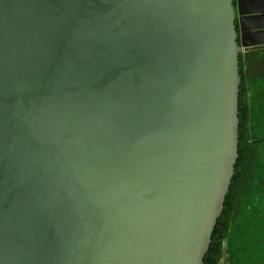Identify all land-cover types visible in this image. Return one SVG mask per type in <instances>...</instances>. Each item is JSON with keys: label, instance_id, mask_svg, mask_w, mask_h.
<instances>
[{"label": "water", "instance_id": "obj_1", "mask_svg": "<svg viewBox=\"0 0 264 264\" xmlns=\"http://www.w3.org/2000/svg\"><path fill=\"white\" fill-rule=\"evenodd\" d=\"M264 0H0V264H203Z\"/></svg>", "mask_w": 264, "mask_h": 264}, {"label": "trees", "instance_id": "obj_2", "mask_svg": "<svg viewBox=\"0 0 264 264\" xmlns=\"http://www.w3.org/2000/svg\"><path fill=\"white\" fill-rule=\"evenodd\" d=\"M259 55L264 56V49H251L240 54L242 82L239 93L238 159L224 210L217 221L203 264H221L224 259L229 264H244L238 258L242 248L235 246L230 231L236 221L252 208L253 216L264 215V210H256L264 208V100L259 104L261 114L257 113L250 101L251 82L258 78L264 81V65ZM258 87L264 94V88Z\"/></svg>", "mask_w": 264, "mask_h": 264}, {"label": "rangeland", "instance_id": "obj_3", "mask_svg": "<svg viewBox=\"0 0 264 264\" xmlns=\"http://www.w3.org/2000/svg\"><path fill=\"white\" fill-rule=\"evenodd\" d=\"M258 85L264 88V81L258 78L251 82L250 101L253 107L257 109V113H260L259 104L264 100V94L260 91ZM252 210L253 208L238 219L235 227L230 231V237L235 239V246H242V251L238 258L244 264L264 262V215L253 216L254 212ZM256 210L263 211L264 208ZM246 230L249 231L247 232Z\"/></svg>", "mask_w": 264, "mask_h": 264}, {"label": "crops", "instance_id": "obj_4", "mask_svg": "<svg viewBox=\"0 0 264 264\" xmlns=\"http://www.w3.org/2000/svg\"><path fill=\"white\" fill-rule=\"evenodd\" d=\"M256 49L263 50L264 48H256ZM259 58H261V59H262V62H263V65H264V59H263V58H264V56H262V55L260 56V55H259ZM238 247L240 248V247H242V246H241V245H238ZM221 264H229V263H228V261H227V260L225 261V259H224V260L222 261V263H221ZM253 264H260V263H253Z\"/></svg>", "mask_w": 264, "mask_h": 264}]
</instances>
